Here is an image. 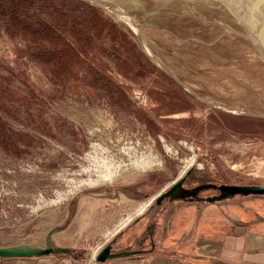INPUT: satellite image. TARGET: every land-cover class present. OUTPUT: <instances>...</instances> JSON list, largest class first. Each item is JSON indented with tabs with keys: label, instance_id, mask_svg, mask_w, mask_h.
Wrapping results in <instances>:
<instances>
[{
	"label": "rangeland",
	"instance_id": "1",
	"mask_svg": "<svg viewBox=\"0 0 264 264\" xmlns=\"http://www.w3.org/2000/svg\"><path fill=\"white\" fill-rule=\"evenodd\" d=\"M4 1L0 245L45 246L52 232L89 257L125 215L111 198H143L190 166L264 184V53L215 2L80 0L98 19L62 0ZM227 204L237 218L264 217L262 195Z\"/></svg>",
	"mask_w": 264,
	"mask_h": 264
},
{
	"label": "crops",
	"instance_id": "2",
	"mask_svg": "<svg viewBox=\"0 0 264 264\" xmlns=\"http://www.w3.org/2000/svg\"><path fill=\"white\" fill-rule=\"evenodd\" d=\"M163 187L143 198H111L126 216L115 212L114 229L102 242L115 239L113 251L124 254L90 264H264L263 213L237 218L219 202L166 199L157 205ZM84 255L0 257V264H82L88 258Z\"/></svg>",
	"mask_w": 264,
	"mask_h": 264
},
{
	"label": "water",
	"instance_id": "3",
	"mask_svg": "<svg viewBox=\"0 0 264 264\" xmlns=\"http://www.w3.org/2000/svg\"><path fill=\"white\" fill-rule=\"evenodd\" d=\"M219 5L239 28L242 36L251 42L258 50L264 53V17L260 11V0H212ZM150 53V52H149ZM190 166L183 174L178 175L170 183L166 184L155 197V203L160 205L164 198L169 200L182 199L189 189L183 187L187 176L192 172ZM224 191L219 198L232 196L233 194L263 195L264 185L262 184H224L218 185ZM211 201L214 199H210ZM52 232L46 235L45 246H38L30 243H20L12 245H0V257H33L50 254L70 253L73 251L68 246H59L49 241ZM115 239L106 243L94 254V260L104 262L107 259L120 256L124 252L113 251L112 246Z\"/></svg>",
	"mask_w": 264,
	"mask_h": 264
},
{
	"label": "flooded vegetation",
	"instance_id": "4",
	"mask_svg": "<svg viewBox=\"0 0 264 264\" xmlns=\"http://www.w3.org/2000/svg\"><path fill=\"white\" fill-rule=\"evenodd\" d=\"M193 170L187 176L186 180L183 183V187L189 189L185 197L182 199H175L171 201L184 200L186 202H192L197 204L219 202L222 203L224 206H226V202L228 203L227 205H233L235 204V201H237L240 198L260 196V195L243 196L240 194H233L232 196H225L223 198L218 199L217 197H220L222 193H224V191L218 187V185H220L221 183L217 182L214 179L204 177L203 175L196 177L193 175ZM262 196H264V194ZM211 198L214 200L211 201L210 200ZM166 199L168 198H164L162 202H164Z\"/></svg>",
	"mask_w": 264,
	"mask_h": 264
},
{
	"label": "trees",
	"instance_id": "5",
	"mask_svg": "<svg viewBox=\"0 0 264 264\" xmlns=\"http://www.w3.org/2000/svg\"><path fill=\"white\" fill-rule=\"evenodd\" d=\"M1 1H3V0H1ZM18 1H20V0H5L2 4L3 5H6V6H11V7L13 6L14 7L15 2H18ZM21 1H22L23 4L31 3L32 5H35L39 0H21ZM45 1H46L45 4L47 5V0H45ZM62 1L63 2L72 3L74 6L77 5V8L87 9L88 11H90L93 14L97 15L99 17L98 19L102 18L101 11L98 8H96V7L88 4L86 2H83V1H80V0H62ZM47 7H50V6L48 5ZM54 7L56 9L52 10L51 12H57V14H61L60 13V11H61L60 7H56V6H54ZM66 13L68 14V17H70V21H71V24L72 25H79L81 23V21H80L81 20V17H79L78 12L76 10H74V8H72L69 12H66ZM50 32H51V36H53L54 38H56V36L57 37L60 36V32H57L54 26H50ZM68 51L70 53H73V50L70 47H69Z\"/></svg>",
	"mask_w": 264,
	"mask_h": 264
},
{
	"label": "bare ground",
	"instance_id": "6",
	"mask_svg": "<svg viewBox=\"0 0 264 264\" xmlns=\"http://www.w3.org/2000/svg\"><path fill=\"white\" fill-rule=\"evenodd\" d=\"M242 1H247V0H242ZM260 3H261V6H260V11H261V14L263 15V17H264V0H260ZM124 16V15H123ZM125 17V16H124ZM126 18V17H125ZM144 47L146 48V50L148 51V52H150V54L153 56V58L163 67V68H165V66L163 65V63L160 61V59L157 57V56H155L151 51H150V49L147 47V45L144 43ZM166 69V68H165ZM194 162V157H192L188 162H187V164L184 166V169L182 170V172H184V170L188 167V166H190V165H192V163ZM181 174H183V173H181ZM180 174V175H181ZM111 177L112 176V174H108V175H103L102 177V179H105L106 177ZM91 182H89V184H90ZM95 252L96 251H94L93 253H92V255H91V258H94V254H95Z\"/></svg>",
	"mask_w": 264,
	"mask_h": 264
},
{
	"label": "built area",
	"instance_id": "7",
	"mask_svg": "<svg viewBox=\"0 0 264 264\" xmlns=\"http://www.w3.org/2000/svg\"><path fill=\"white\" fill-rule=\"evenodd\" d=\"M94 261H95L94 258H91L90 256L87 259H85V261L82 264H90L93 263ZM72 264H76V263H72Z\"/></svg>",
	"mask_w": 264,
	"mask_h": 264
}]
</instances>
